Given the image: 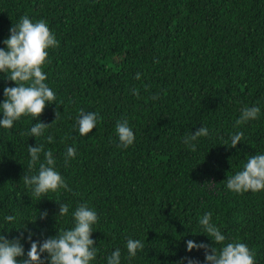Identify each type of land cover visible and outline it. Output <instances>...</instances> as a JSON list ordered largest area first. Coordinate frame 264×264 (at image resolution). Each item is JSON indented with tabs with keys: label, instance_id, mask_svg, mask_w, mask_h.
Segmentation results:
<instances>
[{
	"label": "trees",
	"instance_id": "obj_1",
	"mask_svg": "<svg viewBox=\"0 0 264 264\" xmlns=\"http://www.w3.org/2000/svg\"><path fill=\"white\" fill-rule=\"evenodd\" d=\"M23 16L46 21L59 42L42 68L56 99L39 122L52 123L56 111L59 118L36 138L31 115L0 127V234L12 239L27 227L33 240L55 236L87 204L98 215L90 264H107L117 248L121 264H178L185 256L204 264L203 250L187 252L186 241L213 243L199 223L211 212L225 243H246L254 264H264V190L226 188L227 176L264 154V0H0V48ZM6 86L15 84L0 73V103ZM253 105L258 117L234 127ZM80 109L98 114L87 136L78 132ZM123 119L135 135L127 148L115 132ZM203 126L209 135L192 151L184 137ZM238 131L243 139L231 148ZM37 144L53 152L71 191L32 196L21 177L44 162L42 152L30 165L27 149ZM68 147L76 154L65 163ZM55 201L69 205L67 215L56 216ZM128 239L145 246L135 257ZM21 242L26 253L30 244Z\"/></svg>",
	"mask_w": 264,
	"mask_h": 264
},
{
	"label": "clouds",
	"instance_id": "obj_2",
	"mask_svg": "<svg viewBox=\"0 0 264 264\" xmlns=\"http://www.w3.org/2000/svg\"><path fill=\"white\" fill-rule=\"evenodd\" d=\"M5 48H0V73H6V79L14 82L13 87H4V100L0 103V127L11 129L14 122L23 115H31L38 122L30 128L31 137L43 135L44 130L53 124L59 113L55 112V120L50 124L39 122V117L48 104L54 103L56 97L53 90L45 83L47 76L42 70L48 58V49L59 46L55 34L50 31L43 19L33 22L29 17L23 16L19 23L13 24L9 29V36L4 39ZM140 79V73L136 74ZM133 94L138 95V90L133 89ZM158 97L153 96L155 100ZM260 113V108L253 105L243 107L234 127H239L250 120H255ZM98 114L85 112L80 109L77 118L78 132L87 136L96 127ZM115 132L120 146L127 148L135 141V135L127 119L117 121ZM209 135L206 127H199L185 135L184 144L192 151H196L193 143L200 137ZM243 132H236L230 136L231 148H236L243 139ZM49 143L53 137L48 136ZM30 165L40 159L43 152L44 162L39 164L38 172L34 175L25 174L21 177L26 186L32 189V196L41 197L49 191L58 192L61 189L71 191L63 176L56 170V160L51 150L45 151L43 145L28 146ZM76 149L68 147L65 154V163L74 158ZM226 188L237 194L243 192H259L264 190V154L250 156L241 171L227 176ZM58 205L56 216H65L69 212V205L55 201ZM40 219H46L47 210L39 212ZM73 226L57 232L42 240H33V232L22 228L19 235L8 239L0 234V264H90L97 255L96 241L92 237V226L97 223L98 215L87 204H80L72 213ZM16 219L13 215L5 217L7 222ZM203 233L208 236L212 244L204 242L186 241V251L203 250L204 264H254V251L246 243L239 241L225 243L226 237L215 223L212 222V213H205L199 220ZM27 232V236H25ZM26 240L30 249L25 253L21 241ZM216 245H221L217 248ZM144 244L139 239H128L126 249L129 257H135L138 250L144 249ZM46 254V255H45ZM20 258V259H18ZM107 264H121V251L114 250L107 258ZM178 264H200L196 258L185 256Z\"/></svg>",
	"mask_w": 264,
	"mask_h": 264
}]
</instances>
